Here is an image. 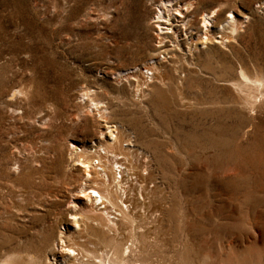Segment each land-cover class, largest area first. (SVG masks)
I'll use <instances>...</instances> for the list:
<instances>
[{"label":"rangeland","instance_id":"obj_1","mask_svg":"<svg viewBox=\"0 0 264 264\" xmlns=\"http://www.w3.org/2000/svg\"><path fill=\"white\" fill-rule=\"evenodd\" d=\"M164 1L184 15L171 17L176 48L160 39ZM213 11L214 42L194 49ZM230 15L234 34L222 30ZM154 62L161 74L142 75ZM241 67L264 75V0H0V257L46 233L53 264L70 237L99 242L78 156L119 125L141 154L117 190L132 219L108 209L120 234L104 238L123 245L134 228L163 264H264V106L236 103L225 80Z\"/></svg>","mask_w":264,"mask_h":264},{"label":"bare ground","instance_id":"obj_2","mask_svg":"<svg viewBox=\"0 0 264 264\" xmlns=\"http://www.w3.org/2000/svg\"><path fill=\"white\" fill-rule=\"evenodd\" d=\"M191 6H192L191 3H187L185 5V10L188 11L191 8ZM172 8H173V5H172L171 1L161 2L159 7H158V12L156 13L157 14L156 20H158L157 22L159 23V25H163L162 28H161V26L159 28L161 30L160 31L161 32L160 33V35H161L160 39L163 41L168 40L169 42L175 43V45L173 44V47L176 48V47H178V39H179L178 28H174L175 26H173V22H172L171 17L174 13L173 11L177 12L179 14V16H181V17L182 16L184 17V15H183V12L181 10H179L177 8L173 10ZM165 13H166V15H165ZM216 13H217L216 11L209 12V13H202L201 22L203 23V28L205 29L204 33H203L205 38H203V42H202V40H200L202 38L200 36H197L195 42H192L194 40V36L193 37L191 36V38L188 40L191 41L190 45H192L194 47V49H196L197 43L205 45L209 41L214 42V38L212 37L213 39H211L207 35L211 34L210 28H212V26L214 27L216 25L214 23V21L217 22V18L219 16V13H217V14ZM244 19H246V17H244ZM225 22H226V24H225V26H222V30H224V31L229 30L230 34L236 33L238 31V29L241 27L236 22L235 18L231 15H230V17L225 18ZM188 24H190V23L189 22L183 23V26H185V28H186V26ZM213 34L214 33H212L211 35H213ZM186 35H188V34H186ZM227 36L228 35H226V36L223 35V37L225 39ZM223 37H221L222 40H220V43H218V44H220L221 46H224V47H228L230 50H233V47L231 46V44L229 45V44L224 42ZM230 37L231 36H229V38ZM163 41H161V42L163 43ZM161 42H159V43H161ZM226 42H228V41H226ZM189 48H191V46ZM189 51H191V49H189ZM191 64L192 65L195 64V66L196 65L198 66V63H194V62L192 63L191 62ZM161 66H159L156 62L147 63L144 66V68L146 69V72L145 73L141 72V73H142V75H144V74L153 75L154 73L161 74V71H160ZM239 69H240L239 75L237 74L236 77L225 80L227 83L230 84L231 88H233L234 92L236 93V95L238 97V101L236 103L241 105L243 110H249V111H254L257 108L264 106V75L259 74L258 72H255V73L250 72L243 67H241ZM140 91H141V89H140ZM85 96L90 98V102L92 103V105H94L95 108H97V110H99L103 115L105 113H107V107L106 106L104 107V105H102L101 102L97 101L95 99L96 96H95V98H93L91 91H89V92L87 91ZM118 126L117 125H114V126L107 125L106 126V133L105 134L102 133V135H101L102 136V138H101L102 142H100V145L95 146L96 148L91 149V150L82 151L83 150L82 149L80 151L82 154L80 156H78L79 158H82V160L80 159L81 160L80 166L83 167V169H84L85 174L84 173L83 174L86 175L85 178L90 180V181L93 180V183L96 186L95 188H91L90 190H88V192H87V189H85V188L81 189L82 190L81 192L84 194V198H85L84 203H85V206L87 208L91 207V209L88 210V212L90 211L93 213V210L94 209L96 210V212H94V213H97V215L94 214L96 216V217H94V221L96 222V225L98 227L97 228L98 231L101 232L100 234H102L103 236L101 238L100 237L98 238V240H99L98 243L96 241H95L96 243L92 242V240H90V239L87 240L86 238L88 236L85 238L84 242H80L79 239H75L74 237L68 238V244L65 245V247L67 248V252L65 253V255L63 254L64 255L62 257L63 260L61 261L60 264H163V263H158V262L154 261V259H151L149 256H147V254H145L146 252L148 253L150 251V250L147 251V247L150 244L148 243L149 245L146 246L145 237H144L145 234L144 233L143 234L135 233L134 228H133V233L131 231L130 232L132 234L129 233L131 235H130V238L128 236V238H129L128 241L125 244H124V242H122L123 245L121 243H119L121 241H117L114 236L113 237L115 239L113 237H109L108 235H107L108 236L107 239L104 238V235L108 232L120 234L119 233L120 229H118L119 225L118 226L116 225V224H118L117 223L118 221L117 222L112 221V219L109 216L110 210H108V209H111V211L117 210L120 213V215H118V216L119 217L121 216L120 218H122V220H124L127 223L130 222L132 219V217H130L128 214L129 210L124 211V208L129 209V207H127L125 205V203H127V202H125V203L123 202L122 195L119 194V196H118L117 190L120 191L123 189L122 185H121L122 180H127V181L129 180L127 177H129V174H130L129 171H131V167H132V163H133L132 159L135 158V156L137 157V155L141 154L136 149L134 150L132 148H128V147H134L135 146V144L134 145L132 144L131 135H126L122 129L123 127L120 128ZM125 164H127V165H125ZM124 186H126V185H124ZM128 187H130V186H128ZM127 190H130V189L126 188V191ZM123 192H124L123 194H125V190ZM130 192H131V190H130ZM130 192H128V193H130ZM130 194H128V195H130ZM126 195H127V193H126ZM124 197L126 198V196H124ZM125 198H124V200H125ZM126 200H127V198H126ZM88 214L85 213L86 216ZM86 218L88 219V217H86ZM89 218H90V216H89ZM117 218L118 217H116V219ZM124 224L125 223L123 222V225ZM73 226H74V228H78L80 226V224H79L78 220H76V218H74V220H73ZM89 227H91V226H89ZM157 228H158V226H157ZM97 229L95 228V230H97ZM95 230H93L92 232H94ZM157 231H158V229H157ZM95 233H96V231H95ZM46 234L47 235H45V237L40 238V239H42L41 242H40V240L37 241V242H39V245L37 246L36 244L33 243L32 244L33 246L31 248H29L30 250H28V248H24V247L22 249H20V248L16 249V248L11 247L12 248V249L10 248L11 250H9V251L7 250V253L0 257V264H53L50 261V258H48V255L51 254L54 257L55 256L54 252H53L54 250H53V248H50L48 246V243H46V245H44L45 239L50 237V236H53V234H51V235H49L50 233H46ZM92 236H94V235L92 234ZM21 237H23V236H21ZM90 238H91V236H90ZM59 239H61V237ZM80 239L83 240V238L81 236H80ZM156 239H158V238H156ZM10 244H11V241H10ZM154 246H155V244H154ZM144 254H145V256L143 257ZM54 260H55V258H54ZM165 264H166V262H165ZM174 264H185V263H183L182 261L179 260V261L174 262ZM190 264H192V263H190Z\"/></svg>","mask_w":264,"mask_h":264}]
</instances>
